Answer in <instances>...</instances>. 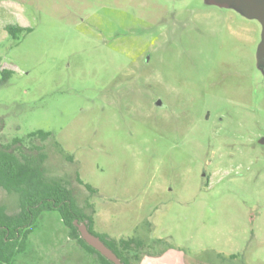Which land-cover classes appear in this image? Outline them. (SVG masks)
<instances>
[{
  "label": "rangeland",
  "instance_id": "obj_1",
  "mask_svg": "<svg viewBox=\"0 0 264 264\" xmlns=\"http://www.w3.org/2000/svg\"><path fill=\"white\" fill-rule=\"evenodd\" d=\"M241 3L0 0V142L51 133L46 175L97 234L143 240L136 264H264L263 24ZM13 264L100 263L46 212Z\"/></svg>",
  "mask_w": 264,
  "mask_h": 264
},
{
  "label": "trees",
  "instance_id": "obj_2",
  "mask_svg": "<svg viewBox=\"0 0 264 264\" xmlns=\"http://www.w3.org/2000/svg\"><path fill=\"white\" fill-rule=\"evenodd\" d=\"M6 30L11 35L16 31H26L21 26L12 25L7 26ZM51 136L49 132L37 131L30 133L25 139L14 138L8 143L0 142V189L19 197V205L13 213L0 203V264H13L18 255L26 252L30 237L46 212L59 213L70 238L87 253L96 256L100 264L113 263L85 243L75 221L86 223L89 231L101 238L123 264H136L134 261L138 262L139 251L145 248L143 240H115L97 234L94 231V211L86 212V209L91 210L92 207H79L66 182L46 175L43 168L48 158L45 147L34 145V141L46 142ZM26 140L33 144L28 149L24 146ZM68 160L73 162L74 158L69 156ZM77 182L90 193H96L94 188L84 184L79 177Z\"/></svg>",
  "mask_w": 264,
  "mask_h": 264
},
{
  "label": "water",
  "instance_id": "obj_3",
  "mask_svg": "<svg viewBox=\"0 0 264 264\" xmlns=\"http://www.w3.org/2000/svg\"><path fill=\"white\" fill-rule=\"evenodd\" d=\"M227 1H236V0H225ZM240 4L241 1H246L252 6V15L257 17L263 24V43H262V57H264V0H237ZM157 106L163 108V104L159 101ZM264 144V139L261 141ZM75 226L77 227L81 238L85 241V243L90 246L91 248L95 249L99 252L103 257H105L108 261L112 262L113 264H123L117 254L110 249L102 240L101 238L97 237L96 235L92 234L86 223H80L75 221Z\"/></svg>",
  "mask_w": 264,
  "mask_h": 264
},
{
  "label": "crops",
  "instance_id": "obj_4",
  "mask_svg": "<svg viewBox=\"0 0 264 264\" xmlns=\"http://www.w3.org/2000/svg\"><path fill=\"white\" fill-rule=\"evenodd\" d=\"M227 2H231V1H227ZM261 30H262V31H261V38H262V36H263V33H262V32H263V26H261ZM261 38H260V43H261V41H262ZM262 43H263V42H262ZM259 45H260V44H259ZM261 47H262V45H261Z\"/></svg>",
  "mask_w": 264,
  "mask_h": 264
}]
</instances>
